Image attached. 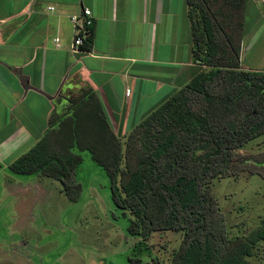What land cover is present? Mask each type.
Wrapping results in <instances>:
<instances>
[{
  "label": "trees",
  "instance_id": "16d2710c",
  "mask_svg": "<svg viewBox=\"0 0 264 264\" xmlns=\"http://www.w3.org/2000/svg\"><path fill=\"white\" fill-rule=\"evenodd\" d=\"M243 2L186 0L195 71L123 137L96 92L79 86L57 97L62 110L49 113L40 137L7 167L55 178L75 200L79 151L87 150L108 175L114 204L128 211L129 233L179 232L164 264H252L247 256L264 241V216L246 235L230 237L210 191L213 178L238 171V149L264 131V69L243 67L239 58Z\"/></svg>",
  "mask_w": 264,
  "mask_h": 264
},
{
  "label": "crops",
  "instance_id": "0c3cea01",
  "mask_svg": "<svg viewBox=\"0 0 264 264\" xmlns=\"http://www.w3.org/2000/svg\"><path fill=\"white\" fill-rule=\"evenodd\" d=\"M82 7L93 17L90 43L73 49L70 16ZM242 8L241 65L264 69L258 54L242 62L243 45L264 40V0ZM191 45L186 0H0V168L62 110L57 97L79 86L96 92L123 137L194 73Z\"/></svg>",
  "mask_w": 264,
  "mask_h": 264
},
{
  "label": "rangeland",
  "instance_id": "374dc122",
  "mask_svg": "<svg viewBox=\"0 0 264 264\" xmlns=\"http://www.w3.org/2000/svg\"><path fill=\"white\" fill-rule=\"evenodd\" d=\"M242 51L243 64L252 65L250 58L258 54L255 63L264 65V40ZM238 152L244 157L238 171L210 184L230 237L246 235L264 216V131ZM79 153L75 200L55 178L0 168V264H129V256H138V264H164L179 232L155 231L145 239L129 233V213L114 204L105 170L87 150ZM247 258L264 264V241L252 243Z\"/></svg>",
  "mask_w": 264,
  "mask_h": 264
},
{
  "label": "built area",
  "instance_id": "2783aa9c",
  "mask_svg": "<svg viewBox=\"0 0 264 264\" xmlns=\"http://www.w3.org/2000/svg\"><path fill=\"white\" fill-rule=\"evenodd\" d=\"M72 21L71 48L77 49L84 43L86 37L91 33L93 17L88 7H82L77 14L70 16ZM129 88H125L127 94Z\"/></svg>",
  "mask_w": 264,
  "mask_h": 264
}]
</instances>
